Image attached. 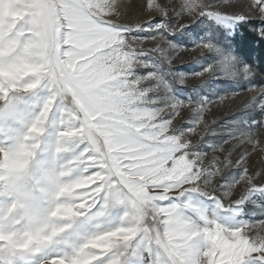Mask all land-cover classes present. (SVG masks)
<instances>
[{"label": "snow or ice", "instance_id": "1", "mask_svg": "<svg viewBox=\"0 0 264 264\" xmlns=\"http://www.w3.org/2000/svg\"><path fill=\"white\" fill-rule=\"evenodd\" d=\"M257 82L264 0H0V264H264Z\"/></svg>", "mask_w": 264, "mask_h": 264}, {"label": "rangeland", "instance_id": "2", "mask_svg": "<svg viewBox=\"0 0 264 264\" xmlns=\"http://www.w3.org/2000/svg\"><path fill=\"white\" fill-rule=\"evenodd\" d=\"M149 13H143L142 16L146 18ZM146 47H152L151 43H146ZM201 55V50L196 49L193 50L191 46L188 47V50L185 52H181L177 58L174 60V64L179 66L181 64H188L192 62L194 56ZM184 70V69H180ZM197 70H199L197 68ZM196 80H190L189 83H197ZM264 90V83L257 82L255 86H249L245 84L243 88L236 90V96H233L229 101H227L224 105L216 108H212V114H206V119L209 121L210 127H214V131L209 133L210 137L220 138L223 132L226 129L221 128L220 125L224 122H231L235 117H237L241 112L245 111V103L251 101L254 97H258L261 91ZM253 107L255 109H259V101H257ZM215 122V123H214ZM258 138L264 140V128L258 130ZM193 139H199V137H193ZM227 147V145H225ZM242 147H238L236 151L233 152V157L237 155L239 151L242 150ZM211 155V153H209ZM252 159L254 161L257 160L255 154H253ZM228 169H225L227 173Z\"/></svg>", "mask_w": 264, "mask_h": 264}]
</instances>
